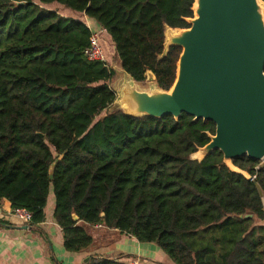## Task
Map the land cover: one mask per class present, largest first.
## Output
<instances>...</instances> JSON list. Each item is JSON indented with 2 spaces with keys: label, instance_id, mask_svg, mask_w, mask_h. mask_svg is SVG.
Instances as JSON below:
<instances>
[{
  "label": "trees",
  "instance_id": "obj_1",
  "mask_svg": "<svg viewBox=\"0 0 264 264\" xmlns=\"http://www.w3.org/2000/svg\"><path fill=\"white\" fill-rule=\"evenodd\" d=\"M193 3L0 0V200L26 210L33 229L51 192L66 252L90 247L86 227L101 225L154 244L172 264H264V164L233 160L248 181L218 150L191 160L215 134L212 122L109 112L115 72L83 57L90 29L47 9L58 4L94 21L135 82L151 72L168 90L181 50L159 59L165 27L188 29Z\"/></svg>",
  "mask_w": 264,
  "mask_h": 264
},
{
  "label": "water",
  "instance_id": "obj_2",
  "mask_svg": "<svg viewBox=\"0 0 264 264\" xmlns=\"http://www.w3.org/2000/svg\"><path fill=\"white\" fill-rule=\"evenodd\" d=\"M192 12L188 29L165 27L159 59L170 48L181 50L170 89H160L151 72L146 89H140L142 83L119 66V71L113 69L115 100L108 111L175 120L186 114L194 121L212 122L215 134L208 135L209 143L191 160L202 161L218 150L231 172L253 181L232 162L245 156L264 161V1L194 0ZM52 174L53 167L50 179Z\"/></svg>",
  "mask_w": 264,
  "mask_h": 264
},
{
  "label": "crops",
  "instance_id": "obj_3",
  "mask_svg": "<svg viewBox=\"0 0 264 264\" xmlns=\"http://www.w3.org/2000/svg\"><path fill=\"white\" fill-rule=\"evenodd\" d=\"M78 16L90 30L101 29L84 15ZM53 209L54 197L50 192L44 209L45 221L32 229L11 215L8 201L0 200V264H87L101 258L121 264L131 260L139 264H172L154 244L139 243L129 235L101 225L86 227L93 239L90 247L68 253L63 248V230L53 220Z\"/></svg>",
  "mask_w": 264,
  "mask_h": 264
},
{
  "label": "built area",
  "instance_id": "obj_4",
  "mask_svg": "<svg viewBox=\"0 0 264 264\" xmlns=\"http://www.w3.org/2000/svg\"><path fill=\"white\" fill-rule=\"evenodd\" d=\"M90 32L88 46L83 50V57L89 63H102L108 66L101 48V34L106 32L102 29L90 30ZM11 215L24 225L29 226L31 223V215L24 209H12ZM123 264L139 263L135 260H131L124 262Z\"/></svg>",
  "mask_w": 264,
  "mask_h": 264
},
{
  "label": "rangeland",
  "instance_id": "obj_5",
  "mask_svg": "<svg viewBox=\"0 0 264 264\" xmlns=\"http://www.w3.org/2000/svg\"><path fill=\"white\" fill-rule=\"evenodd\" d=\"M48 10H52V11H57V13L63 17L66 18H72L75 20H78L79 16L78 13L73 12L69 9H66L64 7H62L61 5L58 4H52V5H48L47 6ZM101 48L104 54V57L107 61V64L109 67L115 69V70H120L118 63L113 59V54H114V47L113 44L109 38L108 35H105V33L101 34ZM115 80V78H114ZM113 80V83H114ZM112 83V84H113ZM147 85L146 82L140 85V89H146ZM106 112L102 113L99 117V119L101 117H103L105 115ZM98 119V118H97ZM264 164V161L262 162Z\"/></svg>",
  "mask_w": 264,
  "mask_h": 264
}]
</instances>
